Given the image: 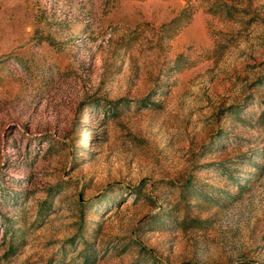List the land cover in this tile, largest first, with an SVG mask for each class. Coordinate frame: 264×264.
Returning a JSON list of instances; mask_svg holds the SVG:
<instances>
[{"label":"rangeland","instance_id":"1","mask_svg":"<svg viewBox=\"0 0 264 264\" xmlns=\"http://www.w3.org/2000/svg\"><path fill=\"white\" fill-rule=\"evenodd\" d=\"M0 264H264V0H0Z\"/></svg>","mask_w":264,"mask_h":264}]
</instances>
